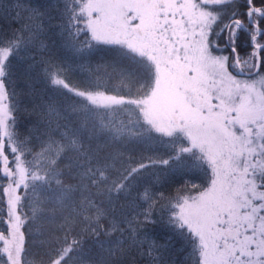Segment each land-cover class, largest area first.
Masks as SVG:
<instances>
[{
  "label": "snow or ice",
  "instance_id": "1",
  "mask_svg": "<svg viewBox=\"0 0 264 264\" xmlns=\"http://www.w3.org/2000/svg\"><path fill=\"white\" fill-rule=\"evenodd\" d=\"M173 164L206 182L165 196ZM177 245L264 264V0H0V264H170Z\"/></svg>",
  "mask_w": 264,
  "mask_h": 264
},
{
  "label": "trees",
  "instance_id": "2",
  "mask_svg": "<svg viewBox=\"0 0 264 264\" xmlns=\"http://www.w3.org/2000/svg\"><path fill=\"white\" fill-rule=\"evenodd\" d=\"M90 63H91V67L93 71H98V74L101 77V79H107L108 74H112L113 72L112 67H110V65L114 63L112 59H108V58L101 59L100 57H97V59L90 61ZM117 82L118 81L116 79H113L112 86H115ZM159 150L165 151V148L161 147ZM175 171H176V165L173 164V167L171 170L167 172L162 171L160 173V176L165 179H162L159 183H157L156 186L160 188V190L165 194V196H168V195L174 196L178 192H182L183 194H186L187 192L185 190L188 188L191 181H194V180H196V182H194L193 184L196 183V185L205 183L204 175L200 173L199 171H195L196 173L192 172L193 173L192 175L189 173L190 172L189 171L186 176H184L180 172H177L176 178L172 179L171 178L172 172H175ZM161 185H163V187H161ZM128 211H129V206L125 202L121 201L117 205V209H116L117 215H121V213H126ZM138 231L139 233H141V235L139 236V239L140 241L144 242L145 245L153 241L154 233H153V229L151 226H149L146 229L143 225H141ZM156 231L159 232L160 229L157 228ZM117 235H118L117 233H113V236H117ZM155 242L160 244V243H163L164 241L156 240ZM190 251H191L190 249L185 251L180 245H177L176 250L171 254L170 264H192V258L190 255ZM27 260H28V264H33L34 257L29 256Z\"/></svg>",
  "mask_w": 264,
  "mask_h": 264
},
{
  "label": "rangeland",
  "instance_id": "3",
  "mask_svg": "<svg viewBox=\"0 0 264 264\" xmlns=\"http://www.w3.org/2000/svg\"><path fill=\"white\" fill-rule=\"evenodd\" d=\"M163 148H164V147H163ZM167 150H168V149L165 148V151H167ZM159 151H160V150H159ZM165 151H164V150L160 151V154L163 155ZM165 158H167V157H165ZM196 171H199L200 173H202V174L204 175V172H203L202 169H197ZM189 173H190L191 175L193 174L192 171H190ZM195 173H196V172H195ZM200 176H201V175H200ZM204 180H205V177H204ZM194 182H196V180L191 181L190 185H189L188 188L185 190L187 193H186V194H183V195L195 194V193L197 192L198 188H193V187L191 186ZM205 182H206V181H205ZM195 184H196V183H195ZM201 185H203V183L198 184L197 186L199 187V186H201Z\"/></svg>",
  "mask_w": 264,
  "mask_h": 264
}]
</instances>
